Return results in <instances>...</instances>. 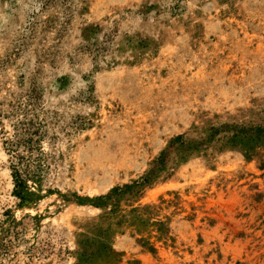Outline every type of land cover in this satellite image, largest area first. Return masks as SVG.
Wrapping results in <instances>:
<instances>
[{
  "label": "rangeland",
  "instance_id": "1",
  "mask_svg": "<svg viewBox=\"0 0 264 264\" xmlns=\"http://www.w3.org/2000/svg\"><path fill=\"white\" fill-rule=\"evenodd\" d=\"M0 264H264V0H0Z\"/></svg>",
  "mask_w": 264,
  "mask_h": 264
},
{
  "label": "bare ground",
  "instance_id": "2",
  "mask_svg": "<svg viewBox=\"0 0 264 264\" xmlns=\"http://www.w3.org/2000/svg\"><path fill=\"white\" fill-rule=\"evenodd\" d=\"M103 92H104V91H103ZM102 99H104V98H102ZM106 118H107V117H106ZM96 135H97V134H96ZM88 140H90V139H88ZM95 143H96V142H95ZM95 143H94V144H95ZM79 147H80V146H79ZM96 148H97V147H96ZM96 148H95V150H96ZM79 149H80V148H79ZM79 151H80V150H79ZM75 153H77V152H75ZM78 153H79V152H78ZM96 153H97V152H96ZM74 156H75V154H74ZM80 159H81V157H80ZM74 160H76V159H74ZM77 162H78V161H77ZM81 165H82V164H81ZM79 169H80V168H79ZM73 172H74V171H73ZM80 172H81V171H80ZM74 175H75V174H74ZM74 175H73V176H74ZM77 179H78V178H77ZM73 180H74V179H73ZM74 181H75V180H74ZM86 187H87V186H86ZM93 189H94V188H93ZM95 190H96V188H95ZM92 191H93V190H92ZM88 194H89V193H88ZM61 216H62V215H61ZM61 216H60V217H61ZM59 221H61V220H59Z\"/></svg>",
  "mask_w": 264,
  "mask_h": 264
}]
</instances>
